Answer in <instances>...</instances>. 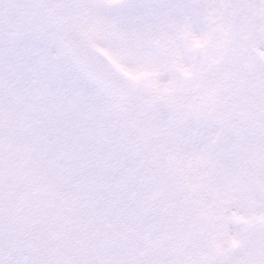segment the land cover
Masks as SVG:
<instances>
[{
  "label": "snow or ice",
  "instance_id": "6c2138e0",
  "mask_svg": "<svg viewBox=\"0 0 264 264\" xmlns=\"http://www.w3.org/2000/svg\"><path fill=\"white\" fill-rule=\"evenodd\" d=\"M0 264H264V0H0Z\"/></svg>",
  "mask_w": 264,
  "mask_h": 264
}]
</instances>
